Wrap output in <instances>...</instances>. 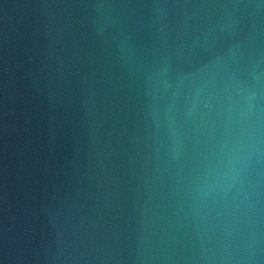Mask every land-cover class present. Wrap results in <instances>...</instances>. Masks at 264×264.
Listing matches in <instances>:
<instances>
[{
  "label": "water",
  "instance_id": "water-1",
  "mask_svg": "<svg viewBox=\"0 0 264 264\" xmlns=\"http://www.w3.org/2000/svg\"><path fill=\"white\" fill-rule=\"evenodd\" d=\"M0 264H264V0H0Z\"/></svg>",
  "mask_w": 264,
  "mask_h": 264
}]
</instances>
